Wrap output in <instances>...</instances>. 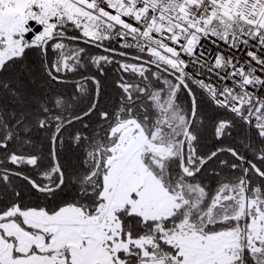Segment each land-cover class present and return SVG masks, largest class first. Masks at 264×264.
<instances>
[{
	"label": "snow or ice",
	"instance_id": "snow-or-ice-1",
	"mask_svg": "<svg viewBox=\"0 0 264 264\" xmlns=\"http://www.w3.org/2000/svg\"><path fill=\"white\" fill-rule=\"evenodd\" d=\"M0 264H264V0H0Z\"/></svg>",
	"mask_w": 264,
	"mask_h": 264
}]
</instances>
